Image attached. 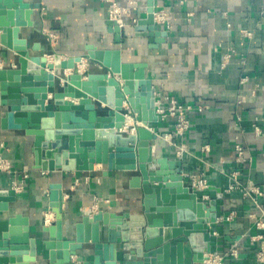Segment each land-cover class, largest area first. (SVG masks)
Returning <instances> with one entry per match:
<instances>
[{"label": "crops", "instance_id": "obj_1", "mask_svg": "<svg viewBox=\"0 0 264 264\" xmlns=\"http://www.w3.org/2000/svg\"><path fill=\"white\" fill-rule=\"evenodd\" d=\"M24 1L40 3L33 26L20 32L28 46L36 48L33 53L82 56L80 71L99 70L85 46L120 47L123 61L146 63L157 102L167 96L189 106V127L183 134L169 140L164 136L174 129L173 116L150 124L157 133L154 153L181 159L187 181L197 175L220 187L210 256L219 254L218 264H264V227L256 225L264 221V0H154L155 11L165 9L171 15L169 28L160 25L167 35L156 47L149 46L147 37L134 35L132 28L134 20L145 16L146 0ZM111 1L129 10L119 22L124 29L119 44L106 23ZM8 55L13 52L0 45V65L7 63ZM134 122L132 118L128 125ZM235 144L242 146L241 161ZM31 146L32 136L0 127V158L10 164L9 171L0 170V189L15 197L0 218L18 213L29 220L30 233L37 237L35 260L29 264H49L41 242L47 234L40 228L41 222L53 219L44 209L50 182L62 183L66 231L89 208L140 210V191L128 184L135 172L103 175L105 166L95 164L93 171L48 173L34 167ZM232 174L240 185L226 192ZM252 187L262 194L255 195Z\"/></svg>", "mask_w": 264, "mask_h": 264}, {"label": "water", "instance_id": "obj_2", "mask_svg": "<svg viewBox=\"0 0 264 264\" xmlns=\"http://www.w3.org/2000/svg\"><path fill=\"white\" fill-rule=\"evenodd\" d=\"M39 2L0 0V45L13 52L0 65L1 129L22 130L32 136L35 168L44 172H135L128 179L139 189V211L116 213L99 207L81 215L71 231L63 227L61 182L48 185L53 214L41 222L49 264H197L211 252V228L217 221L220 187H192L182 174L179 158L157 156L151 129L158 121L155 88L145 62L123 61L120 47L85 46L99 70L80 71L82 56L62 58L57 52L33 53L36 48L20 36L32 27ZM154 0H146L144 17L132 25L134 35L147 37L150 47L164 41L167 31L154 18ZM114 42L123 28L106 21ZM48 56H51L49 59ZM68 70V72L66 71ZM75 100V101H74ZM127 116L137 122L127 131ZM15 199L0 189V214ZM45 221V219H44ZM43 221V222H44ZM37 237L21 214L0 218V264H29L35 260Z\"/></svg>", "mask_w": 264, "mask_h": 264}, {"label": "built area", "instance_id": "obj_3", "mask_svg": "<svg viewBox=\"0 0 264 264\" xmlns=\"http://www.w3.org/2000/svg\"><path fill=\"white\" fill-rule=\"evenodd\" d=\"M128 12H129L128 8H122L119 5H117L115 1H111L110 13H109V17L111 19H115L118 22H120L122 21L123 15H126ZM154 18H155L156 23H158L159 25L165 28L170 27L171 15L165 9H160V10L155 11ZM246 33L249 34V32H246ZM188 110H189L188 105L184 106L183 104L179 103L173 97L165 96L162 101L155 102V112L158 115V120H165L167 116H173L175 118L173 131L167 132L164 134L166 139L168 140L171 139L173 135L178 136L180 134H183L185 130L188 129L189 127V119L187 115ZM130 130L131 131L135 130V126L133 123H132V127L130 128ZM256 130L258 131L259 129L256 128ZM235 150L238 155L237 160L241 161L242 160L241 156L243 152L242 146L239 144H235ZM8 168H9L8 162L0 158V170H7ZM231 179L232 180L229 181L225 187L226 192L233 191V189H235L236 187H239L240 185L238 179L235 176H233V174H232ZM190 184L192 187H196V188H205L208 185L205 178H200V177L198 178L197 175L196 176L193 175L191 177ZM15 188H19V186L15 185ZM251 191H253L255 195L262 194V190L257 187H252ZM256 225L258 228H263L264 221L257 220ZM259 237L261 236L259 235ZM231 253L233 255H236L237 254L236 249H233ZM220 258L221 256L219 254H215L214 256H210L209 254L205 262L207 261L208 264H218V261Z\"/></svg>", "mask_w": 264, "mask_h": 264}, {"label": "rangeland", "instance_id": "obj_4", "mask_svg": "<svg viewBox=\"0 0 264 264\" xmlns=\"http://www.w3.org/2000/svg\"><path fill=\"white\" fill-rule=\"evenodd\" d=\"M83 58H84V57H83ZM85 59H86V57H85ZM81 65H82V64H80L79 69H82V68H80ZM82 66H83V65H82ZM85 68H86V67H85ZM85 68H84V69H85ZM130 121H132V120H129V122H130ZM133 124H134L135 127L137 126V124H136L135 122H134ZM131 127H132V124L129 125V127H127V131H130V128H131ZM1 159H2V158H1ZM8 169L10 170V164H9V168H8ZM8 169L5 170V171H9Z\"/></svg>", "mask_w": 264, "mask_h": 264}, {"label": "bare ground", "instance_id": "obj_5", "mask_svg": "<svg viewBox=\"0 0 264 264\" xmlns=\"http://www.w3.org/2000/svg\"><path fill=\"white\" fill-rule=\"evenodd\" d=\"M129 120H132V117L131 116H127V118H126V123H125V125L122 127V129L126 126V125H128V122H129ZM135 120V119H134ZM131 122V121H130ZM139 125H142V123L141 122H137Z\"/></svg>", "mask_w": 264, "mask_h": 264}]
</instances>
